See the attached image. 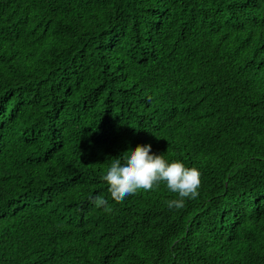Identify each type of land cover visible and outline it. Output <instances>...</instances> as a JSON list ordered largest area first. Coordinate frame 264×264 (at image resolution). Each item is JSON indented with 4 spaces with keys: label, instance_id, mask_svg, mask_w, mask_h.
Returning a JSON list of instances; mask_svg holds the SVG:
<instances>
[{
    "label": "trees",
    "instance_id": "1",
    "mask_svg": "<svg viewBox=\"0 0 264 264\" xmlns=\"http://www.w3.org/2000/svg\"><path fill=\"white\" fill-rule=\"evenodd\" d=\"M138 144L198 196L113 199ZM0 264H264V0H0Z\"/></svg>",
    "mask_w": 264,
    "mask_h": 264
},
{
    "label": "clouds",
    "instance_id": "2",
    "mask_svg": "<svg viewBox=\"0 0 264 264\" xmlns=\"http://www.w3.org/2000/svg\"><path fill=\"white\" fill-rule=\"evenodd\" d=\"M200 176L196 167H188L179 159H165L152 151L151 144H138L113 158L103 179L115 200H123L138 190H153L164 182L167 189L179 197L167 200V207L180 209L184 198L198 196ZM95 202L98 207L106 208L105 199L98 198Z\"/></svg>",
    "mask_w": 264,
    "mask_h": 264
}]
</instances>
